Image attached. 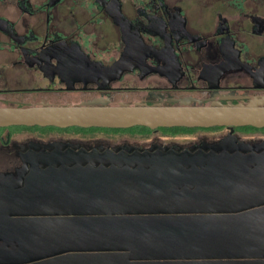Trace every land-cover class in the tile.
<instances>
[{"label":"flooded vegetation","instance_id":"flooded-vegetation-1","mask_svg":"<svg viewBox=\"0 0 264 264\" xmlns=\"http://www.w3.org/2000/svg\"><path fill=\"white\" fill-rule=\"evenodd\" d=\"M188 101L264 102V0H0V108ZM73 128H0V207L48 206L32 182L93 153L264 158V128Z\"/></svg>","mask_w":264,"mask_h":264},{"label":"water","instance_id":"water-1","mask_svg":"<svg viewBox=\"0 0 264 264\" xmlns=\"http://www.w3.org/2000/svg\"><path fill=\"white\" fill-rule=\"evenodd\" d=\"M12 126L264 128V102L0 108ZM195 148L82 153L39 177L30 192L59 196L0 207V264H264V158Z\"/></svg>","mask_w":264,"mask_h":264},{"label":"trees","instance_id":"trees-1","mask_svg":"<svg viewBox=\"0 0 264 264\" xmlns=\"http://www.w3.org/2000/svg\"><path fill=\"white\" fill-rule=\"evenodd\" d=\"M75 130H78V131H84L83 129H80V128H73ZM92 130H101V129H98V128H94ZM149 129L148 128H145V127H135V128H132V129H129V130H107V131H120V132H144V131H148ZM163 131H191V129H185V128H173V129H162Z\"/></svg>","mask_w":264,"mask_h":264}]
</instances>
